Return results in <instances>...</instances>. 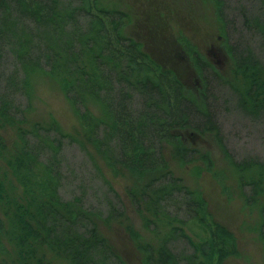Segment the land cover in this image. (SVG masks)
<instances>
[{"label": "trees", "instance_id": "trees-1", "mask_svg": "<svg viewBox=\"0 0 264 264\" xmlns=\"http://www.w3.org/2000/svg\"><path fill=\"white\" fill-rule=\"evenodd\" d=\"M216 3L223 22L224 0ZM127 21L125 12L106 8L100 0H0V58L9 54L15 59L18 68L11 87L28 100L34 73L56 79L80 118L82 146L90 143L114 169H129L139 177V185L128 196L143 228L154 235L156 245L143 237L137 242L146 264H223L235 253L234 238L209 221L200 196L169 169L165 151L171 149L183 164L200 158L210 169L209 157L187 146L181 132L212 134L239 175L246 206L259 212L263 241L264 162L232 156L207 96L208 82L203 79L200 106L175 75L160 69L125 34ZM245 22L264 39V21L246 17ZM228 46L235 63L233 80L197 58L200 71H212L231 89L239 110L260 121L264 64L251 49ZM1 100L0 263L126 264L98 228L102 212L87 209L81 197H61L63 139L73 137L55 121L26 128L27 119L10 111V97ZM90 103L101 114L96 115ZM8 126L16 130L14 146L1 132ZM171 207L176 210L171 212ZM103 221L123 224L129 218L124 206L122 210L114 206ZM187 222H194L207 236L193 241ZM179 241L193 251L175 254Z\"/></svg>", "mask_w": 264, "mask_h": 264}, {"label": "rangeland", "instance_id": "rangeland-1", "mask_svg": "<svg viewBox=\"0 0 264 264\" xmlns=\"http://www.w3.org/2000/svg\"><path fill=\"white\" fill-rule=\"evenodd\" d=\"M100 1L104 7L121 10L129 16L125 34L140 44L160 69L175 75L184 85L186 94L195 98L200 106L205 88L203 79L208 82L207 96L216 122L226 147L237 161L254 158L264 162V117L255 121L240 111L231 89L209 69L201 73L197 61V58H201L224 78L233 80L235 63L229 51L230 43L251 49L264 64V39L257 29H249L245 22L246 17L264 21L261 0H224L223 22L216 0ZM17 68L12 55L1 56L0 104L3 96L10 97V111L17 117L27 119L26 128L55 121L64 134L73 137L63 139L60 155L61 197L65 200L83 198L84 206L100 210L104 219L109 216L112 207L122 210L124 206L129 222L122 224L115 221L111 224L102 218L98 228L126 264H146L137 242L143 237L156 245L154 235L143 228L142 219L128 196L131 189L139 185V177L129 169H114L90 143L85 144L89 148L82 146L80 141H85V135L80 118L56 79L36 72L31 76L30 100L25 95H18L19 92L14 91L10 83ZM138 104L140 106L139 100ZM89 106L96 115L101 114L96 104L90 103ZM1 132L6 142L14 146L17 140L15 128L8 126ZM181 135L187 146L198 150L201 156L209 157L210 169L200 158L190 164L179 162L169 148L165 151V157L169 169L200 196L209 221L224 228L234 238L235 253L228 256L223 264H264L259 212L246 206L239 186V175L225 152L212 134L201 135L184 130ZM116 194L120 196L122 206ZM175 210V207H171L170 211ZM181 217L187 219L185 215ZM187 223L186 232L193 241L207 236L194 222ZM173 249L177 255L185 254L182 251H193V247L183 241L176 242ZM54 264L68 263L58 260Z\"/></svg>", "mask_w": 264, "mask_h": 264}, {"label": "flooded vegetation", "instance_id": "flooded-vegetation-1", "mask_svg": "<svg viewBox=\"0 0 264 264\" xmlns=\"http://www.w3.org/2000/svg\"><path fill=\"white\" fill-rule=\"evenodd\" d=\"M191 148V147H190Z\"/></svg>", "mask_w": 264, "mask_h": 264}]
</instances>
